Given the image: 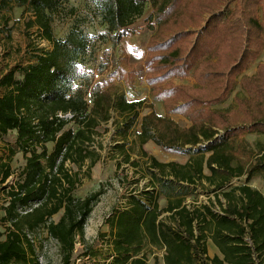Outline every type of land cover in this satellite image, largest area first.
<instances>
[{"label":"trees","instance_id":"obj_1","mask_svg":"<svg viewBox=\"0 0 264 264\" xmlns=\"http://www.w3.org/2000/svg\"><path fill=\"white\" fill-rule=\"evenodd\" d=\"M67 1L0 0L2 10L12 4L29 7L35 18L30 26L53 46L36 57L37 63L0 80L6 91L0 97V139L18 147H9V161L0 165L2 184L12 177L15 154L26 158L19 179L5 187L1 221L7 227L0 231V264H40L44 248L32 236L41 228L57 243L62 264H71L76 243H86V225L104 195L101 189L84 199L75 196L84 168L91 170L101 158L94 147L98 129L116 111L126 119L117 132L126 136L144 105L117 95L114 85L98 84L90 106L77 83L86 77L81 59L101 40L116 47L134 35L135 20L144 15L148 0H85L99 12L107 32L89 38L73 26L58 39L54 17ZM151 6L147 26L154 35L143 61L150 94L164 104L167 116L152 111L142 117L139 141L151 181L106 220L113 247L107 259L147 264L145 250L151 245L166 249L164 264H257L255 255L264 264V196L249 186L254 176L264 177V142L251 152L244 139L248 134L264 137V64L254 76L246 75L264 54V0H151ZM134 59L142 60L135 49L128 50L124 60L135 65L130 63ZM134 75L121 68L111 77L131 83ZM190 78L195 86L173 82ZM238 86L248 97L236 98V112L212 109ZM172 114L191 125L180 127ZM149 142L189 159L160 162L145 150ZM125 145L115 148L126 163L138 167ZM207 185L210 205H187L197 188ZM162 198L168 201L165 207ZM62 211L61 219L53 221ZM209 237L224 259L208 256ZM154 264L161 263L156 259Z\"/></svg>","mask_w":264,"mask_h":264},{"label":"rangeland","instance_id":"obj_2","mask_svg":"<svg viewBox=\"0 0 264 264\" xmlns=\"http://www.w3.org/2000/svg\"><path fill=\"white\" fill-rule=\"evenodd\" d=\"M152 11L151 0H148L144 15L135 20L134 35L124 39L116 47L109 40H101L92 48V52L80 61L85 69L86 77L84 82H78L77 85L84 87L86 99L90 106L93 104L98 84L114 85L112 87L116 89L117 95H125L129 101L144 102L143 108L140 110L139 120L126 136H121L117 132L120 128L123 129L126 119L116 111L111 113L112 119L109 122L101 124L98 129L99 136L96 137L94 146L101 158L91 170L88 171L87 166L84 168L81 174L82 184L75 192L77 198L84 199L101 189L104 191V195L94 208L85 228L87 246L85 255L95 260L96 264H104L108 256L109 244L107 239L109 238L110 227L106 225L107 217L117 210L124 209L129 196L139 194L143 189L149 187L151 181L149 161L143 156L139 141L141 121L147 112L151 113L158 110L159 113H163V111L166 113L164 104L155 101L150 94L143 61L147 54L146 46L154 35V32L147 26V19ZM34 19V14L29 7L12 4L8 9H0V80L13 70L37 63L36 57L38 55L53 49L51 43L42 39L41 31L36 26H30ZM73 26L82 28L88 35L91 34L94 37L107 32V26L103 23L99 12L85 0H68L55 14L53 29L56 38H65ZM130 49H135L139 58L142 59L140 61L131 60L130 63L135 65H129L124 60ZM261 58L264 62V54ZM256 63L253 64V67L256 66ZM121 68H125L127 73L135 72L134 78H130L131 83L111 77L115 71ZM20 77L18 73L17 78ZM173 82L176 85L195 86V82L191 78L174 79ZM239 89H236L225 103L214 106L212 109L223 112H236L238 109L236 98L244 96L240 92L242 88L239 87ZM5 92V89L0 86V97ZM71 116L68 115L67 118L71 119ZM165 116H167V113ZM170 117L182 128L191 125L190 121L183 116L172 114ZM244 139L247 141L251 152H256L257 143L264 142V137L257 134L245 135ZM123 143H126L125 151H128L131 162L137 163L138 167L126 163L123 152L115 148L117 144ZM9 147L18 151L15 144L9 146L0 139V165L9 161ZM49 148L52 150L53 146L50 145ZM145 150L149 155L155 156L160 162L164 163L171 161L186 163L189 159L186 156L168 154L153 142L146 145ZM25 165L26 158L24 154L17 152L11 161L12 177L5 184L0 181V231L3 233L7 227L1 221L5 214L3 209L7 206L5 187L14 184L19 179ZM203 203H208V190L200 186L197 194L189 197L188 204L194 206ZM62 215L63 211L56 215L53 221L58 222ZM32 237L39 247L44 248L47 246L48 248L44 254L43 264H62L59 247L53 239L48 237L45 228H41ZM145 253L148 264H154L156 259L161 260L158 251H151L148 248Z\"/></svg>","mask_w":264,"mask_h":264},{"label":"crops","instance_id":"obj_3","mask_svg":"<svg viewBox=\"0 0 264 264\" xmlns=\"http://www.w3.org/2000/svg\"><path fill=\"white\" fill-rule=\"evenodd\" d=\"M260 61V62H259ZM259 61H256V62H258V63H256V66H254L253 67V65H252V67L246 72V75H248V76H254L255 74H256V71H257V66L260 64V63H263L264 64V62H262V58L260 57L259 58ZM239 87H241V86H238L236 89H239ZM240 90V89H239ZM238 90V91H239ZM241 93H243L244 94V96L242 97V98H246V97H248L247 96V93H246V91H244L243 89H242V91H240ZM229 100V99H228ZM160 104V103H159ZM161 106V105H160ZM156 109V108H155ZM157 110V109H156ZM163 111V110H162ZM157 114H159V115H161V116H165L166 115V113H165V111H163V113H159V111L157 110V111H155ZM188 126V125H187ZM140 133V132H139ZM150 143V142H149ZM148 143V144H149ZM147 144V145H148ZM207 156H208V154H207ZM189 158V157H188ZM205 174L206 175H209V171H208V169H205ZM208 172V173H207ZM242 181H243V179H242ZM242 184V182H234V185H241ZM249 186L251 187V188H253V189H255V190H258L263 196H264V177L263 176H261V175H256V176H254L253 177V179H252V181L250 182V184H249ZM206 189L208 190V185L206 186ZM197 191H198V188H197V190L195 191V193H194V195H196L197 194ZM193 195V196H194ZM191 197V196H190ZM189 199V198H188ZM188 199H187V205H189L188 204ZM210 198H209V196H208V203H203V204H200V205H197V204H195L194 206H192V205H189V206H191V207H200V206H203V205H210V200H209ZM213 199H214V197H213ZM168 204V201H167V199L166 198H162V199H160V205H161V207H165L166 205ZM218 210H219V208H218V206L216 207ZM112 214V213H111ZM110 214V215H111ZM109 215V216H110ZM108 216V217H109ZM107 217V218H108ZM107 228H108V226H106ZM105 232H109V231H105ZM110 233V232H109ZM206 245H207V252H208V256L211 258V259H213L214 257H219L220 259H224V256H223V254L221 253V251H220V249L215 245V243L213 242V240L209 237L208 239H207V242H206ZM150 249L151 251L152 250H155V251H158L159 252V254H160V257H161V260H158L161 264H164V255L166 254V249H161V250H159V249H157V248H155V247H153V246H151V245H148L147 247H146V249ZM147 264H148V261H147ZM226 264H229V263H226Z\"/></svg>","mask_w":264,"mask_h":264},{"label":"built area","instance_id":"obj_4","mask_svg":"<svg viewBox=\"0 0 264 264\" xmlns=\"http://www.w3.org/2000/svg\"><path fill=\"white\" fill-rule=\"evenodd\" d=\"M70 118H72V116ZM47 249H48L47 246L44 247L43 254L39 256L40 264H43L44 254L46 253ZM86 250H87L86 243L84 244L78 239V242L76 243V246H75L74 256H73L71 264H96L97 262L95 260H92L90 256L85 255ZM108 252L110 255H112L113 253L112 245H108ZM254 258L256 260V263L259 264L260 262L257 260V255H255ZM113 259H114L113 256L108 257V259H106L104 264H112Z\"/></svg>","mask_w":264,"mask_h":264},{"label":"clouds","instance_id":"obj_5","mask_svg":"<svg viewBox=\"0 0 264 264\" xmlns=\"http://www.w3.org/2000/svg\"><path fill=\"white\" fill-rule=\"evenodd\" d=\"M89 38H91V34H89Z\"/></svg>","mask_w":264,"mask_h":264}]
</instances>
